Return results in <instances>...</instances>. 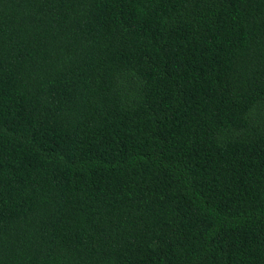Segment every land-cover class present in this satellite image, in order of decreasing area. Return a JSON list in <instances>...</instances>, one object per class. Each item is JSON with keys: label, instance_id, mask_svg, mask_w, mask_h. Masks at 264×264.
Wrapping results in <instances>:
<instances>
[{"label": "trees", "instance_id": "trees-1", "mask_svg": "<svg viewBox=\"0 0 264 264\" xmlns=\"http://www.w3.org/2000/svg\"><path fill=\"white\" fill-rule=\"evenodd\" d=\"M0 264H264V0H0Z\"/></svg>", "mask_w": 264, "mask_h": 264}]
</instances>
